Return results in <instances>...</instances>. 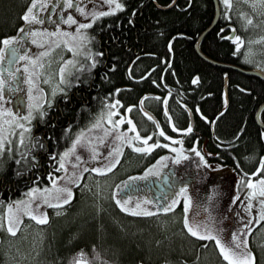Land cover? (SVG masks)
<instances>
[{
  "label": "trees",
  "instance_id": "16d2710c",
  "mask_svg": "<svg viewBox=\"0 0 264 264\" xmlns=\"http://www.w3.org/2000/svg\"><path fill=\"white\" fill-rule=\"evenodd\" d=\"M172 1L120 0L125 8L98 18L84 30L92 37L85 45L86 51L93 53L98 62L90 71L81 70L79 64L91 63L81 53L78 67L66 76L80 83L63 85L67 91L56 94L47 123L33 121V136L41 133L45 138L44 148L28 149L38 156L37 160L25 156L26 145L0 159V209L33 184L49 183L50 171L59 174L49 153L69 146L70 141L61 138L64 129L71 124L68 135L73 136L96 119L107 100L114 99L121 101L123 110L133 106L129 115L140 133L159 140L163 135L158 131L163 129L177 138L176 143L180 138L184 146L191 151L198 149L209 161L264 175V168L257 172L264 157V129L255 121L256 110L264 101V78L212 64L196 53L195 43L215 15L213 0H175L168 6ZM30 2L0 0V37L12 35L24 23L22 13ZM218 4L219 17L202 37L200 50L215 61L252 68L243 60V42L264 34V16L239 0H232L230 8L223 0ZM56 27L49 28V32ZM232 34L241 37L239 48L237 41L228 38ZM196 76L199 80L194 84ZM116 88L120 89L118 93ZM260 120L264 124V107ZM189 124L191 132L176 131ZM128 151L119 157L114 169L127 162H132L134 168L142 163L140 158L129 157ZM148 160L145 158V162ZM90 191L89 196H75L61 211L36 224L32 264H69L73 253L93 248L112 264H228L215 239L192 235L183 228L178 215L159 218L157 214H132L109 194L100 196L92 186ZM257 228L259 223L249 234ZM254 243L250 248L253 264H264V238Z\"/></svg>",
  "mask_w": 264,
  "mask_h": 264
},
{
  "label": "rangeland",
  "instance_id": "374dc122",
  "mask_svg": "<svg viewBox=\"0 0 264 264\" xmlns=\"http://www.w3.org/2000/svg\"><path fill=\"white\" fill-rule=\"evenodd\" d=\"M86 1H93L94 4H98L94 9H106L109 7L108 4L103 3V0H97L96 2L94 0ZM239 1L253 8L258 13V15L264 16V2H262V0ZM44 3L45 0H41V5ZM23 24H25V21ZM20 26L12 35L18 34ZM66 29L69 32H75L77 26L70 24L66 27ZM24 33L27 34L26 38L29 40V42L25 41V36L23 41H19L21 52H27V54L30 56H39V54L45 49H52L48 56L40 57V60L44 63V67L42 69L37 67L35 72L39 74L33 75V79L36 81L37 89H43L48 94L49 98H51V91L53 87L57 86V82L59 80L60 65L63 64L64 61H75L74 64L69 63L65 65V76L68 77V74L71 72V70L78 67V60L81 56V53L83 54L87 47L84 46V48H80L78 46V42L73 41L71 37L65 38L60 35L50 36L48 33H43L42 35L38 36L37 38L40 42L38 44H33L31 37L28 35L27 28H25ZM65 39H67L69 43L77 45L76 52H73L72 48L67 47ZM24 44H26V48H24ZM53 44H55L56 47H53ZM243 44V60L247 64L253 67L256 66L264 71V34L246 38ZM25 63L30 64V61L18 60L17 63L14 64L15 69L19 68V71H21L20 80L17 82L13 81L9 77L8 79L5 77L4 74H7L8 71L3 72L4 78L7 81L5 84V94L10 98L6 102L0 101V104L6 103L7 107L12 108L13 111H16L20 114H23V112L27 110L26 97L28 95V84L25 83L27 76L24 73V69L20 67V65ZM2 65L5 64L0 61V68H2ZM12 84L13 87L8 86ZM34 91H36V89H34ZM58 93L60 92H57V94ZM120 116H124L126 118L124 122L119 125V130L124 131L125 135H129V132L125 130H130L131 126L128 124L127 117L131 116L129 115V109L123 110L121 108V104L116 110L114 119L118 120ZM95 120L96 119H94L92 122ZM88 126L89 124L85 128H88ZM105 126L111 128V125H108L107 121L105 120L101 123V127L90 129L89 132L85 133L86 138L91 139L94 142L93 146L99 149L97 154L99 157L98 159H89V147H86L83 144L78 145L77 147V151L84 158L81 161V166L77 169L78 172H83V176L80 178V184H69L68 181L63 179L64 174L61 171L59 174L55 175L62 177L61 180L57 181L58 184L72 187L73 198L75 196H78L79 198L89 196L91 194V186L94 187L99 194H109V197L114 198L111 200H114L115 202L117 199L123 200L126 197H131V199L128 201V206L135 207L137 201L139 200L141 201V208L137 209L136 212L129 213H143L142 209H150L151 214H157L159 218H169L171 215L173 217L178 215L181 225L186 231H188L184 224V219L187 217L190 223L199 222L202 226L206 225L209 229L216 233V235H219L225 242H232V233L237 232V234L242 238L247 239L248 251H250V248L255 245V240L258 238L261 239V236L264 238V227H261L262 225L264 226L262 223L264 220H260L259 228H257L251 235L249 234V232L254 229V226L258 224L256 222V220L259 218V208L257 207L258 198H252L253 208L251 210V215L249 212L245 211L248 199V188L246 181L249 179L258 180L260 176L239 171L231 165H225L218 161H209L206 156H204V159L209 162L206 165L200 160V157L195 154L196 150L191 151V149H189L190 147H186L183 144V149L186 153V156H184L179 163H175L169 159L163 161L162 167L158 168V171L160 172L159 175H156L155 172H153L146 179L134 178L142 174L149 165L155 164L160 156H174L175 153L172 151V149L164 147V145L172 144L173 147H180L181 139L179 138V142L176 143V140L169 141L167 139L169 135H163V139L159 138L161 143L157 145L156 148H154L149 153H141L135 151V149H133L130 144H122L120 141L114 140L113 136L115 135V132L108 136H104L103 130ZM18 132L19 130H17V135L10 137L12 143L6 144V149H17L23 146L18 143ZM158 132L161 134L160 130ZM4 134L6 136L8 135L7 127H5ZM140 135L148 136L147 134L142 133H140ZM100 139H103L104 142L98 143ZM155 141H157V139L150 137L148 143H154ZM133 142L136 143L138 147L144 146L143 141ZM118 145L122 147V154L124 151H126V149H128L129 157L136 158L137 160L140 158L143 160L142 163L135 168L132 167V162H130V164L127 162L122 165L123 167L118 169H114L113 167L107 172H92L91 168L103 167L106 162H112L116 160L117 154L113 152V148L117 147ZM11 151L4 150L3 153L0 154V159L9 156L10 153H12ZM110 152H112L111 156H109ZM122 154L119 155V157H121ZM145 158L149 159L148 162H145ZM68 168L69 171H72V164H69ZM84 168H88V171L84 172ZM169 168L171 169L172 175L176 178L173 181V184L171 183V186L168 187L166 186L168 184L167 182H171V173ZM164 173L168 176V179H166L164 182L165 186L167 187V190L165 191V186L163 184L160 186H150L148 183L143 182L147 181L149 178L160 179L162 177L161 175ZM242 177L243 179H241ZM75 178L76 177H72V179ZM109 180L111 181L110 184ZM129 183L130 187H126V185ZM184 183L187 184L186 196L178 195V202L176 206L171 208L169 211H157L158 208L165 206L167 202L173 198L174 194L179 193L180 187ZM45 185L51 186V180L47 184L38 186L43 188ZM27 195V192L24 191L23 195L5 203L0 209V249L2 248V251L0 250V261H3L2 264H32V262H30L34 247L32 245H35V239L38 236L36 224L41 222L34 218L28 217L26 214L20 213L19 215L22 222H19L17 231L13 234L7 230L9 216L7 208L8 203H12L13 209H15V201L18 199L25 200ZM55 195L56 194L53 193V196ZM61 195L65 194L61 193ZM145 197H147V200L144 199ZM186 197L189 199L187 211H185L184 208V201ZM149 201H151V203H149ZM65 207L66 204L58 206H56L54 203L41 204V210L46 211L48 218H51ZM13 215L15 216L16 213L14 212ZM16 223L17 221L14 220V226ZM242 225H247L250 231L245 230L244 232H239V228ZM197 237L208 239L207 237ZM216 247L219 250V246L216 245ZM28 248H30V251H28ZM81 252L84 253L83 257L79 256V253ZM77 258L85 259L89 262V264H112L111 261L106 259L98 250L94 248L88 251L79 250L73 253L69 257V264H73L74 259Z\"/></svg>",
  "mask_w": 264,
  "mask_h": 264
},
{
  "label": "snow or ice",
  "instance_id": "6c2138e0",
  "mask_svg": "<svg viewBox=\"0 0 264 264\" xmlns=\"http://www.w3.org/2000/svg\"><path fill=\"white\" fill-rule=\"evenodd\" d=\"M191 0H189V3ZM264 2V0H262ZM39 3V0H31L30 5L23 11L22 13V19L25 21V24H27L28 27V35L32 39L33 44H38L40 41L38 40V36L42 35L43 33H48L50 36H63L65 38L71 37L73 41L78 42V46L80 48H84L85 45L89 43V41L92 39V37L84 30L91 27V25L96 22V20L100 17H103L105 15H109L112 13L117 12L120 9H123L126 7V5L120 0H103V3H106L109 5L105 10H92L87 11L83 6L81 5H74L73 0H65L64 6L65 7H76L77 11L81 12L86 17H91L90 19L86 20L85 22H80L76 20V18L71 14H67V19L64 21L67 24H76L77 29L75 32H69L64 29H60L57 25L56 31L49 32L48 29H37L34 27H31L33 23H40L43 24L44 20L37 14L35 9L37 8V5ZM45 3H47V0H45ZM224 5L227 8H230L232 5V0H223ZM114 5V6H112ZM40 10H44L41 8ZM243 15V13H241ZM230 18V17H229ZM251 22V18H249V23ZM24 31H25V25H21L20 29L18 31V34L15 35H5L0 37V61L7 60L9 65L17 63L18 60H24V61H30L29 63H25L23 65H20L24 69V73L27 76V79L25 80V83L28 84V95L26 97L27 100V110L23 112V114L17 113L16 111H13L12 108H9L6 106V103L0 104V154L3 153L4 150L11 151V148L6 149V144H11L12 140L10 137L17 135L18 132V143L20 145H26L25 146V156L31 155L28 151L29 148H44L45 147V138L41 133H37L35 136L32 134V129L34 128L33 121H35L37 124L39 123H47V117H48V109L53 107L54 105V99L57 94V92L65 93L67 91L66 87L61 85H67L71 83H80V81L77 79L75 81H70L65 76L66 67L65 65L69 63H75V61L68 60L64 61L63 64L59 67V80L57 82V86L53 87L51 91V98H49L48 94L43 89H37L36 81L33 79V75H38L39 73L35 72V69L37 67L43 68L44 63L40 60V57L48 56L49 53L52 51L51 48H47L44 51H42L39 56H30L27 54V52H21L19 41L24 39ZM229 39H233L237 41L236 47H240L241 37L236 36L234 34L230 35L228 37ZM65 43L67 47L72 48L73 52H76L77 45H74L73 43H69L67 39H65ZM53 47H56L55 44H53ZM84 56L88 57L91 60V63L86 65L84 63L79 64V68L81 70H89L94 67L97 64V60L94 58V54L90 53L88 51H84ZM100 55H103V53H100ZM112 68H116V64L112 65ZM19 71V68L16 69H9L8 76L9 78L15 80L17 78V73ZM4 69L0 68V101H7L10 97L5 94V84L7 81L4 78L3 75ZM50 80V78H49ZM199 80V76H196L193 78L192 83H196ZM9 87H13V85H8ZM36 89V91H34ZM18 90V88H17ZM115 92H119L120 89L116 88L114 90ZM111 95V93L109 94ZM64 99L67 100L68 96L65 95ZM107 100V98H105ZM121 101L119 99L114 100H107V103L105 105V108L101 110V112L97 115L96 120L94 122H89L88 128H81L77 130L73 136H69L68 133L72 129V125L69 124L64 129V135L61 138H66L70 141L69 147H66L63 151L59 152H51L49 153L50 159H54L56 164L53 166L55 167L58 165L59 170L64 174L63 179L68 181L69 184H80L81 177L83 176V172H78L77 169L81 166V161L84 159L82 155L79 154L77 151L78 145H84L86 147H89L90 149V156L89 159L95 160L98 159V152L99 149L94 145V142L91 139H87L85 136V133L89 132L90 129H95L101 127V123L103 121H107L108 125H111V128H108L107 126L104 127L103 135L108 136L111 133L115 132V135L113 136V139L116 141H120L122 144H130L133 149L137 152L142 153H149L154 148L157 147L161 143V141L157 140L154 143H148L150 136H141L139 131L136 128V124L132 121L131 117H127L128 124L131 126L130 130H125L129 132V135H125L124 131L119 130V125L124 122L125 118L124 116H120L118 120L114 119L116 110L118 109V106L120 105ZM225 103H227V100H225ZM133 106L129 105L128 109L130 110ZM187 107V106H185ZM197 111L199 109L197 108ZM145 115H148V113L145 112ZM201 115H203L201 113ZM151 118V117H149ZM204 119L207 120L208 117L204 116ZM54 123V122H53ZM5 127H7L8 135L6 136L5 133ZM157 127H159V124H157ZM175 127V125H173ZM176 131L180 132H191L192 126L189 124L187 128L179 129L177 128ZM161 135H166L164 133L163 129L160 130ZM48 136L52 139H55V137H52V134L49 133ZM167 139L169 141H174L177 138H174L172 136H168ZM133 141H143L144 146L138 147L136 143ZM27 142V143H26ZM104 140L100 139L98 143H103ZM164 147L171 148L172 151L175 153L174 156L164 155L160 156L155 164L149 165L148 168L144 170L142 174H140L138 179H146L150 174L155 172L156 175H159L160 172L158 171L159 167H162V162L171 159L175 163H179L181 159L186 156V153L183 149V142L180 141V147H173L172 144H165ZM113 152L117 154V158L115 161L112 162H106V164L103 167H93L91 168L92 172H107L111 170V168L116 166V163L119 160V155L122 154V147L119 145L115 148H113ZM195 154L200 157V160L204 164H208L209 162L204 159V155L197 149L195 151ZM112 155V152L109 153V156ZM31 159L33 161L38 159V156L31 155ZM19 163V161H17ZM72 164L73 168L72 171H69L68 165ZM261 168H264V157L260 159V167L257 168V172L260 171ZM84 172L88 171V168L83 169ZM252 175H255V173H252ZM49 178H51V186L45 185L43 188L39 187L36 184H33L31 188L26 189L27 192V198L25 200H16L15 205L16 208L13 209V204L8 203V224H7V230L10 233H15L19 227V222L21 221L20 213L26 214L28 217L34 218L41 223L47 220V213L46 211L41 210V204H52L54 203L56 206L67 204L70 200L73 199V190L71 186L68 185H61L58 184L57 181L61 180V176H55L53 172L48 173ZM72 177H76L75 179H72ZM130 178V179H134ZM37 179H39V175H37ZM243 179V177L241 178ZM247 184V205L245 207V211L249 212L251 215V210L253 208V199L252 198H258V205L259 213H258V219L256 220L257 223L260 222V220H264V175L260 176L258 180H252L249 179L246 181ZM186 190H187V184L184 183L180 187L179 193L174 194L173 198L167 202L165 206L162 208H158L157 211H169L171 208H174L178 202L177 196L178 195H185L186 196ZM53 193L56 195L53 196ZM61 193L65 195H61ZM39 194V195H38ZM239 194V193H238ZM131 199V197H126L125 199H117L116 203L120 205V207L125 212H136L137 209L141 208V201H137L135 207L128 206V201ZM147 200V197L144 198ZM151 203V201H149ZM189 199L186 197L184 201V208L185 211H187L188 208ZM16 213L14 216L13 213ZM142 212L144 214H151L150 209H142ZM14 220L17 221L16 225L14 226ZM184 224L187 227L188 231L192 233L194 236H201V237H207L208 239H215L216 245L219 246L220 252L223 254V258L225 261H228V264H253L254 262V256L253 254L247 250V239L242 238L240 235L237 234V232H233L231 236V241L235 242H225L221 239L219 235H216L211 229H209L206 225L202 226L199 222H192L190 223L188 218L185 217ZM245 230L250 231L247 225H242L239 228V232H244ZM84 253H79L80 257H83ZM73 264H89V262L82 258L74 259Z\"/></svg>",
  "mask_w": 264,
  "mask_h": 264
},
{
  "label": "flooded vegetation",
  "instance_id": "af4514ba",
  "mask_svg": "<svg viewBox=\"0 0 264 264\" xmlns=\"http://www.w3.org/2000/svg\"><path fill=\"white\" fill-rule=\"evenodd\" d=\"M95 2L97 0H94ZM64 2L65 0H47V3H44L43 5H41V0H39V3L37 5V8L35 9V11L37 12V14L44 20L43 24L40 23H33L31 25V27L37 28V29H49L52 28L53 26H59L61 27V29L66 28L67 23H65L64 21L67 19V14L71 13L76 20L80 21V22H85L86 20H88L87 18H85V15H83L81 12L77 11L76 7H65L64 6ZM31 3V2H30ZM29 3V5H30ZM73 4L74 5H81L83 6L87 11H91L92 8L95 4L93 1L87 2L86 0H73ZM93 4V5H92ZM41 8H43L44 10H40ZM73 26H77L76 24H71ZM27 29H28V25ZM26 35L24 33L25 36V41L29 42V40L26 38ZM24 40V39H23ZM21 40V41H23ZM24 48H26V44H24ZM3 64L2 68L4 69V71H9V69H15L14 64L9 65L7 60L2 61ZM5 77L8 79V72L7 74H4ZM21 77V71H18L17 73V78L13 81L17 82L18 80H20ZM13 85V84H12ZM162 177L160 179H155V178H149L147 181H144L145 183H148L150 186H160L161 184H164V182L166 181V179H168V176L164 173L161 175ZM166 176V177H165ZM170 179L171 182L174 179V176L170 175ZM171 182L168 181L166 186H171ZM165 186V190H167V187Z\"/></svg>",
  "mask_w": 264,
  "mask_h": 264
},
{
  "label": "water",
  "instance_id": "95a60500",
  "mask_svg": "<svg viewBox=\"0 0 264 264\" xmlns=\"http://www.w3.org/2000/svg\"><path fill=\"white\" fill-rule=\"evenodd\" d=\"M175 2V0H173L168 6H171L173 3ZM214 2V5H215V15L213 17V20L211 22V24L199 35L196 43H195V51L196 53L202 58L204 59L205 61L207 62H210L212 64H215V65H219V66H223V67H227V68H231V69H235V70H238L242 73H253V74H257L261 77L264 78V72L257 69V68H242L240 66H237V65H232V64H225V63H221V62H218V61H215L213 59H211L210 57L206 56L199 48V44H200V41L202 39V37L204 36V34L213 27V25L216 23L218 17H219V4H218V0H213ZM167 6V7H168ZM264 107V101L259 105V107L257 108L256 110V113H255V121L256 123L262 127L264 129V124L261 122L260 120V111L262 110V108ZM190 116V121L192 122V115L189 114Z\"/></svg>",
  "mask_w": 264,
  "mask_h": 264
}]
</instances>
